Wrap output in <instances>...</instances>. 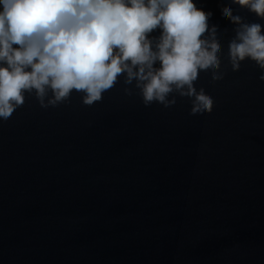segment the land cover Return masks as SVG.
Here are the masks:
<instances>
[{
    "label": "water",
    "instance_id": "water-1",
    "mask_svg": "<svg viewBox=\"0 0 264 264\" xmlns=\"http://www.w3.org/2000/svg\"><path fill=\"white\" fill-rule=\"evenodd\" d=\"M195 2L222 46L223 79L194 82L211 113L175 92L146 106L121 75L90 106L26 93L0 120V264H264V80L250 59L232 70L222 9L264 20Z\"/></svg>",
    "mask_w": 264,
    "mask_h": 264
},
{
    "label": "clouds",
    "instance_id": "clouds-1",
    "mask_svg": "<svg viewBox=\"0 0 264 264\" xmlns=\"http://www.w3.org/2000/svg\"><path fill=\"white\" fill-rule=\"evenodd\" d=\"M230 2L264 20V0ZM222 17L234 25L232 70L250 59L264 80V25L244 22L231 7ZM211 18L195 0H0V120L26 93L47 108L75 90L90 106L121 75L125 84L136 81L146 106L169 107L175 92L191 99L192 116L211 113L213 98L194 87L201 73H211L213 82L224 76Z\"/></svg>",
    "mask_w": 264,
    "mask_h": 264
}]
</instances>
